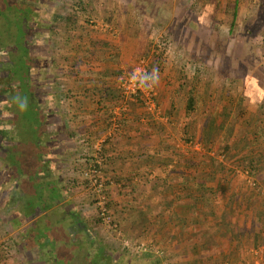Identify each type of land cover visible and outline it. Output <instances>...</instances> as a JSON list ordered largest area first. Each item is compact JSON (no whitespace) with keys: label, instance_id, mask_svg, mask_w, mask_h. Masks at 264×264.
<instances>
[{"label":"rangeland","instance_id":"rangeland-1","mask_svg":"<svg viewBox=\"0 0 264 264\" xmlns=\"http://www.w3.org/2000/svg\"><path fill=\"white\" fill-rule=\"evenodd\" d=\"M263 1L241 0L240 24L231 26L234 0H33L34 13L33 17L25 23L29 30L26 31L23 40L27 41V49L33 53L40 51L41 48L46 50L52 60L54 74L58 73L62 76L67 71V74L73 77V73H76L80 67H91L95 71L93 73L100 76V83L105 77L104 84L108 85L111 82V86L117 87H119L120 79L131 76L134 72L140 71L139 84L142 86L147 85V81H144L145 73L155 74L151 85L152 95L146 91L142 92L144 95L140 96L138 103L135 93L127 97L121 94L118 95L119 97L114 95L112 98L115 99L114 103L104 113L109 119L108 132L112 133L119 130L118 128L116 131L113 130V126L120 127V118L127 116L131 111L139 117L150 114L154 118V131L163 136V143H160L162 149L160 148L158 155L153 156L156 159L151 162L154 165L153 168L156 167L155 175L152 174L151 183L143 185L142 189L139 187H131L127 190L111 189L107 186L109 196L111 192L117 197L128 195L126 198H130L132 211L135 212L137 208L142 207L154 215H159L160 212L166 213L167 209L171 210L172 204L169 201L173 198L176 206L190 202L184 194L179 193L178 185L183 182L202 184L208 176L212 161L213 171L217 173L224 171L225 174L227 170L230 171L232 163L234 160L236 163L238 156L231 149L233 142L245 127V119L238 120V118L245 113L250 118L258 119V110L261 103L264 104V99L258 103H251L245 95L247 84L256 81L264 85V39L262 38L264 22L260 25L261 34L255 35L251 42H245L247 44H243V40L237 44L238 47H243V51L251 49L250 58H246L243 62L238 60L230 66L233 57L235 59L238 56L236 48L234 49V42L239 40L234 38L243 32L245 22L249 21L252 15L263 12L264 9L261 7ZM209 2L215 6L216 21L212 22L213 25L209 29H205L198 26L196 19L203 14L204 4ZM18 9L21 10L15 9L18 16H22L23 13L29 14L28 6L20 5ZM0 12L5 10L2 8ZM30 12L32 14L31 9ZM147 12L150 17L147 16ZM263 15L264 13L258 17L261 18ZM36 18L43 24L41 28L43 30L38 31L46 33L47 29L48 32L44 40L40 33L35 34L32 37L35 40L30 43L31 34L34 30L37 31L34 29L35 26L32 27ZM66 20L76 22L77 31L73 36L69 37L66 32L68 25ZM1 21L0 17V25L3 24ZM18 33L20 32L13 31L6 34L4 28H0V45L4 48L2 57L6 54L7 57L12 56L14 62L21 66L22 57H18L17 53L21 51L23 55L24 51L14 47V39H20ZM13 36H15L14 39ZM41 43L46 45L42 46ZM249 43L252 45L249 46ZM88 53L94 57L85 56ZM155 54L161 59L159 71L153 65ZM28 63L30 67L35 65L32 59L28 60ZM20 66L13 68L10 78L18 79V76L23 73L20 72ZM183 66L186 74L185 83L192 82L193 77L199 82L197 105L190 120L184 119L182 111L176 117L172 114L166 115L169 109L170 93L174 88H178V78L181 76ZM34 69L36 67L32 70ZM71 80L72 78L68 80L69 83L65 79L61 82L59 80L57 84L64 82V87L71 86ZM74 82L77 81L74 80ZM152 103H155L154 107ZM223 106H227L230 118L214 140V136H209L206 128L210 121L219 123L223 119L220 117ZM262 113L257 127L263 131L264 111ZM187 123H190L194 133L193 137L187 135L190 138L189 141H186L183 132L184 125ZM107 135L108 133L105 136ZM74 136L78 151L66 156L63 166L59 167L56 174L62 180L59 185L63 189V197L55 202L51 209L42 212L43 214L37 210L36 215H32L35 217V222L29 217L27 221L21 220L22 223L19 222V218L12 219L14 227L10 228V220L7 217L2 219L3 213L8 211L6 201H9L7 196L9 187L18 191L23 188L24 195H34L33 183L37 182L35 178L39 172L33 170L36 166L34 167L35 164L32 162L30 163L32 171L29 170L30 167L29 169L25 167L24 170L31 176L21 175L18 181L15 179L10 181L8 166L5 165L6 172L0 176V185L4 189V192L0 191V251H3L0 254V264H95L94 262L100 263L104 257L101 253L115 261V263L112 261V264H129L130 261L131 264H184L185 257L188 256L187 252L180 250L175 254L168 249L167 245L155 242L151 231L156 225L150 226L151 229L147 234L140 230L142 233L140 237H126L121 230L117 212L114 213L118 204L112 205L109 210L113 223L97 221L99 209L96 206L93 188L91 184L85 182L83 176L84 163L99 160L100 152L95 151L93 146L99 143L102 149L105 142L100 140L91 143L87 135ZM260 138H262V142L258 143L260 146L256 144L254 148L262 149L263 152L264 132ZM212 139L214 141H211ZM25 141L27 143V140ZM162 144H164L163 147ZM101 175L103 179L108 178L105 169L102 170ZM263 175L264 172L257 177L262 178ZM249 178L250 181L243 176V173H240L239 178L233 179L231 186L227 185V191L223 189L224 196L219 195V199L223 198L222 203L226 204L228 209L225 211L219 208L220 210L215 212L216 215H222L224 219L218 228L224 231L225 225L222 224L227 223L236 229L244 227L246 230L252 229L253 232L260 231L263 234L261 240L264 243V221H260L259 217H252L244 210L250 204L247 196L256 188L253 179L250 176ZM213 184L221 186L220 181H214ZM142 192L154 197L155 201L145 197L149 200L140 202ZM19 195L22 196L21 193ZM263 199H260L259 206L264 204ZM231 202L238 204L230 208ZM142 212L144 211L139 213ZM17 213L21 216L20 212ZM40 215L46 218L41 219ZM76 216L79 224L72 226ZM203 217L204 215L202 219ZM191 219H187L188 225H193ZM208 224L210 223L207 222ZM28 227L30 230L25 235L24 230ZM199 229H201L199 225L191 228L193 233H200ZM38 230L44 233L39 235ZM181 230L182 234L190 231V229L187 231L185 226ZM219 230L216 229V231ZM205 236L210 238V242L213 240L211 242L213 244L218 243L219 246L222 244L221 246L225 249L229 246L230 240L224 244L223 239L217 238L219 235L212 230L210 233H201L200 238H197V241L201 240L199 245L197 244L200 251L206 250V246H201ZM247 243L245 241L241 244L237 243L238 258L244 260L246 256L253 255L252 264H264V245L260 246L259 250L249 249L250 254H248L249 251L245 250L248 247ZM207 259H210L209 256L204 261L206 264H217L219 260L221 261L219 259L217 262L215 260L209 263Z\"/></svg>","mask_w":264,"mask_h":264},{"label":"trees","instance_id":"trees-1","mask_svg":"<svg viewBox=\"0 0 264 264\" xmlns=\"http://www.w3.org/2000/svg\"><path fill=\"white\" fill-rule=\"evenodd\" d=\"M32 2L33 0H0V9L3 8L5 10V12H0V17L2 18L1 22L3 23L0 25V28L1 29L4 28V31L6 34L8 32L10 33V31L20 32L18 33L20 36V39L18 38V40L16 41L17 42L16 46L18 50L23 49V51L25 52H27L26 50H28L27 49L28 43L27 41L23 40L26 35L25 34V27H26L25 23L27 22V20L31 19L32 14L30 12V9L32 11ZM240 2L241 0H234V8H233L232 17H231V26H234L235 24L236 25L240 24L239 23V16L241 13L240 7H239ZM20 5L28 6L29 8L28 15L24 13L22 14V16L19 15L20 17L17 15V12H15V9L17 8V11H21L20 9H18ZM261 7L264 9V1ZM203 8H204L203 14L199 18L196 19V22L199 27L209 29L213 25L212 22L216 21L214 19L216 9H215L214 4L211 2L205 3ZM151 12L152 11H150V13ZM263 13H264V10L261 14L252 15L251 19L245 22L243 32L242 33L240 32L236 36V38H234L236 40H239L237 42H234V49L236 48L237 52L236 51L235 52L238 54V56L235 57V59L232 56L233 60H231V63L229 64L230 66H232L231 64L237 63L238 60L240 62H243V60H246V58H250L249 56H251V53H252L251 49L243 51V47H238L237 44L240 43V40L244 41L243 44H247L245 42H251L255 35L261 34L260 25L264 22L263 21L264 15L261 18L259 17ZM147 16L150 17L149 12H147ZM153 19L154 18L152 17V20ZM260 20H262V22H260ZM66 22L68 23L66 32L68 33L69 37L73 36L74 32L77 31L75 27L76 22L71 21V20H66ZM262 38L264 39V36ZM250 45H252V43H249V46ZM153 63H154L153 65L155 69L159 71V66L161 65V59L159 58L157 54H155V57L153 58ZM148 75L150 74L148 73L144 74V81H146L145 79H147ZM152 76H155V74H152ZM185 78H186V74H185V69L183 66L181 76H179L178 78L179 80L178 88L177 87L174 88L173 92L170 93L171 97H169V109L167 110L168 113L167 114L165 113V114L167 116L172 114V116L174 115L176 117L178 113L182 111L184 114V119L190 120V116L193 113L197 105V100H198L197 92H198L199 82H198V79L193 77L192 82L190 81V82L185 83L184 81ZM119 94L121 93L119 92ZM245 95L250 99L251 103H258L262 101L264 99V85H262L261 83L259 84L256 81H254L253 83L247 84L245 86ZM140 96H142L141 92L137 91V94L135 93L137 103L140 102ZM131 104H134V103H131ZM227 106H223L221 108L220 117H222L223 119L219 123H217L216 121H210L208 128H206L209 136L211 137L214 136L213 138L214 140H215V136L217 135L218 137L219 133L223 130L227 121L230 118V113L227 110ZM263 111H264V104L261 103V106L258 110L259 112L258 119L250 118L245 113H244L245 115L244 114L240 115V117L238 118V120L243 119V118L245 119L244 120L245 127L243 129V132L240 133L237 139L233 142L234 144L231 149L234 150V152L238 154V156L236 159V163H235V160H234V163H232L230 171L227 170L226 174L224 173V171L222 172L223 174L213 171L212 170V164H213L212 160L213 159H211L212 162L209 166L210 170L207 173L208 176L206 177V180L204 179V182L202 184L196 185L195 183L183 182L178 185L177 188L179 189V193L184 194L188 199H190L189 203H181L179 206H176L174 202L175 199L173 198L171 201H169L172 204L171 210L168 211L167 209L166 213L163 212L164 214L160 212L158 213L159 215H157L155 218L151 220L149 219V221L143 219L144 224L146 223L145 225H147L148 227L150 226L153 227L156 225L155 228L156 227L159 228V232L168 227L169 229L168 234L170 236L165 237L164 235H162L166 238V242H168V244H171V245L173 244L175 245V247L177 246V248H183V249H186L187 246L191 245L190 248L194 252L188 253V256L185 257L186 261L184 262V264H195V263L206 264L204 261L206 260L207 256H209L210 258V259H207L209 263H213L215 260H216L215 262H217V260L221 259V261L219 260L217 264H222L223 262H226L225 264H231V263H235V264H238V263L250 264L251 263L252 264L253 255L246 256L244 260H240L238 258L239 249H237V243L241 244L243 241L248 242L247 243L248 247H246V249L242 247L243 249L249 251L248 254H250V250L251 251L257 250V249L259 250L260 246L264 245V243H262V240H261V235L263 234L260 231L253 232L252 229L246 230L244 227H242V229H236L234 227L232 228L231 225L227 223L222 224L223 226L225 225L224 226L225 229L224 231H220L218 226L221 223H223L224 219L222 215L219 216L215 214V212L219 211L221 208H223L225 211L228 209L226 204L222 203L223 198L219 199V195L224 196L223 189L227 191L228 189L227 185L231 186L233 179L239 178L240 173L247 172L248 177L250 176L253 179L256 185V188L255 190H253V192H250L249 196H247V199L250 204L246 206L244 210H246V212H249L252 217L254 218L259 217L258 219L260 221H264V204L262 205L260 204L261 207L258 205L260 203V199H263V196H264V177L262 178L257 177L262 172H264V153H263L264 151L262 152L261 151L262 149L254 148L256 144L260 146L259 144L260 142H262V138L260 137H261V134L264 132V130L263 131L260 130L257 127V125L259 122V117L263 114L262 113ZM125 118L126 116L120 118L119 123L121 125L124 124V121L126 120ZM183 132H184V136H186L184 137L186 138V141H189L190 139L188 137L189 135H192V137L194 135L193 131L190 128V123H187L184 125ZM213 139L211 141H214ZM155 154H157L156 151H155ZM100 155L104 158V162L102 163V165L104 167L103 169H105V167L108 165L107 157L105 156V153L103 151L100 152ZM144 157L149 158L150 156L145 155ZM201 158H203V156ZM88 163L89 161L84 163L85 164L84 171L86 170ZM24 170L25 169L21 168V166L18 167V170H16L18 171L16 175L17 176L16 181H18L21 175L23 176L28 175V174L30 175V173H27V172L25 173ZM36 171H39L38 177H37V179L39 180V185L36 186L35 185L36 183L35 184L33 183L34 190L32 192L33 193L35 192V194L34 195L25 194L24 195V193H22L23 192L22 190H19V191L17 190L16 191L17 193L12 194L14 198L13 201L10 200L11 202H8V201L6 202L8 206L7 212L17 211V212L24 214V217H25V216H29L33 214L35 209H38L40 212H46L48 209H51L54 206L55 202H57L58 190L56 189V185L53 183V181H50L49 179V177L51 178L53 175L51 176L50 173L48 174L47 173L48 171L45 169L40 170V168H37ZM41 172H44V175H46L45 177L48 180L46 179L45 181H42V178L39 179V176H41L40 174ZM122 181L123 180H121L120 177H117V178L114 177L112 179L106 178V185L108 187L112 184L120 185ZM214 181H217V182L220 181L221 186L219 185L214 186L213 184ZM85 182L88 184L87 181ZM1 187L3 186L0 185V191L4 192V189ZM119 187L122 188L123 185L121 184ZM13 190L14 189H12L11 192H13ZM255 191H258V192L256 193ZM19 193H21L22 196L19 195ZM216 193L218 194L216 195ZM251 193L253 195H251ZM107 199L108 200L106 202V208L107 210H110L111 206L116 205V203L111 198V195L110 196L107 195ZM235 204H238V203L231 202L229 205L230 208H233ZM142 210L143 208L139 209L138 211L140 212ZM115 212L117 211L114 210V213ZM203 215L204 217L202 219ZM44 218H46V216L45 217L43 216L41 219H44ZM188 218H192L191 223L193 225H188L186 223ZM77 220L78 218L76 216L75 222H72L71 225L72 226L78 225L79 222ZM97 221L102 222V219L100 218V216L97 217ZM113 222L114 220H112V223ZM207 222L210 224L207 225ZM196 225L197 226L199 225L201 227V229L198 230L200 231V233H193V230H191V228ZM183 226H185V229H187V231L188 229H190V231L184 232V234H182L180 231H182L181 228ZM202 226H206V228H202ZM215 228L219 230L220 232L216 231ZM212 230L215 231V233L219 235V237L217 236V238H220L221 240L223 239L222 242L224 244H226L227 240H230V243L227 249L223 248L221 246L222 244L219 246L218 243H214V244L211 243L213 240L210 242L209 240L210 238L208 236H205L201 243V246L202 245L206 246L205 248L206 250L200 251L198 249L197 244L199 245L201 240L197 241V238L198 239L200 238L201 233H207V232L210 233ZM38 232H39V235L44 233V232H41V230L40 231L38 230ZM201 236L203 237V235ZM2 252L3 251H0V254ZM199 252H201V254ZM99 253H101V251ZM101 254L104 257L100 260V263L94 262L95 264L96 263L97 264H112L113 260H111L109 256L105 255L104 253H101ZM190 256H193V259L195 258L197 259V261L191 259ZM113 263H115V261H113ZM129 264H131V261Z\"/></svg>","mask_w":264,"mask_h":264},{"label":"flooded vegetation","instance_id":"flooded-vegetation-1","mask_svg":"<svg viewBox=\"0 0 264 264\" xmlns=\"http://www.w3.org/2000/svg\"><path fill=\"white\" fill-rule=\"evenodd\" d=\"M34 11L32 10L33 17ZM32 27L37 31H33L31 34L30 43L35 40L34 35L40 33V36L45 39L46 33H41L38 30L41 29L43 24L37 21V18ZM39 27V28H38ZM12 30V29H11ZM29 28L25 27V34ZM33 30V29H31ZM27 31V32H26ZM11 32V31H10ZM11 37V36H10ZM15 36H13V39ZM39 39V38H38ZM37 39V40H38ZM15 45H17V40ZM13 45V44H12ZM17 48V46H15ZM42 46L46 45L41 43ZM41 46V47H42ZM0 47V176L6 172V164L8 166L10 181L12 179L17 180L18 167H27L30 171V163L34 162V169H45L51 174L50 181L56 185L58 190L57 201H60L63 197V189L61 188V177L56 176L59 167L63 166L65 157L70 153L75 154L78 148L74 139V131L71 126L66 122L64 116L63 104L64 100L68 98L67 90L63 84H57L64 79V75L54 74V67H52V60L47 54L46 50L41 48L40 51L31 52L29 50L24 51L21 55V51L18 57H22L21 66L14 62L12 56L7 57ZM44 53V54H43ZM10 55V54H9ZM34 60L35 65L30 67L28 60ZM20 66L23 72L15 79L10 78L13 68ZM34 67L36 69L32 70ZM33 72V74H32ZM16 76V74H14ZM62 78V79H59ZM67 100V99H66ZM25 101V103H24ZM73 131V132H72ZM27 140V143L26 141ZM67 150V151H66ZM74 162V161H73ZM4 172V173H3ZM39 179L45 181L47 178L44 172L40 173ZM36 176V186L39 185V180ZM33 179V178H32ZM48 180V179H47ZM13 186V185H12ZM21 187V186H20ZM13 187H9L7 196L9 201L13 198V193H17V190H13ZM23 190V188H22ZM10 192V193H9ZM7 202V201H6ZM34 213L25 216L21 213V216L16 211L4 212L3 217L10 220V228H13V220L18 219L19 222L27 221V218L35 219L36 211ZM39 211V210H38ZM42 213V212H40ZM43 214V213H42ZM39 217H43L40 215ZM21 222V223H22ZM35 222V220H34ZM34 222L32 224H34ZM16 223V222H15ZM18 226L20 224H17ZM15 226V228L17 227ZM32 226V225H31ZM14 228V229H15ZM30 230V227L24 230L26 234Z\"/></svg>","mask_w":264,"mask_h":264},{"label":"crops","instance_id":"crops-1","mask_svg":"<svg viewBox=\"0 0 264 264\" xmlns=\"http://www.w3.org/2000/svg\"><path fill=\"white\" fill-rule=\"evenodd\" d=\"M90 55L91 53H88L85 56L89 58L94 57V55ZM93 72L95 71L91 67H80L76 70V73H73V77H70L67 71L66 73L64 72V79L67 83H69L70 81L68 82V80L72 78V85L65 86L68 95V98H66L67 100L65 99L63 104L66 122L71 126V129L74 130V135H76V137L87 135L91 143L100 140V142H105L101 151L105 153L108 160V165L105 167L108 179L120 177L121 180H123L121 182L123 185L122 188L126 190L131 187H139L142 189L143 185L151 183L153 178L152 174L153 176L155 175L154 170L156 167L153 168L154 165L151 162L156 159L153 156L158 155L159 151L162 149L160 143H163V136L154 131L153 122H155V120L150 114L139 117L138 114H132V111L126 116L124 124H120V127H118L119 130H115L116 133L108 132L110 130L109 119L104 113L107 111V108L114 103L113 101L115 99H112L114 95L119 97L120 91L116 85L111 86V82L108 85L104 84L106 80L105 77L102 80L103 82L100 83V76ZM74 80L77 82H74ZM149 125L151 127H149ZM107 133L108 135L106 137L105 135ZM100 137L101 139H99ZM163 146L164 144H162V147ZM155 151L157 154H155ZM145 155H149L150 157H144ZM120 185L112 184L109 188L117 189L120 188ZM157 186L159 187L160 185ZM126 196L117 197L116 194H112L111 192V198L118 202H115L116 205L118 204L115 210L118 214L117 218L120 220L121 230L126 237H140L142 234L140 230L145 234L149 233L151 227L145 225L146 223L144 224L143 219L149 221V219L155 218L157 214L154 215L151 211H146L144 209V212L139 213L138 210L142 209V207L137 208L138 210L135 212L132 211L130 198L127 199ZM145 197L155 201L154 197L149 196L146 192H142L139 198L140 202L149 200ZM124 204L125 206H123ZM168 230V228H165L159 232V228H154L151 232L155 242L161 245H167L168 249L174 251L175 254L176 251L180 250L182 252L188 251L187 254L194 252L190 248L191 245L183 249L168 244L165 238L170 236ZM190 257L193 259V256ZM193 260H195V258Z\"/></svg>","mask_w":264,"mask_h":264},{"label":"built area","instance_id":"built-area-1","mask_svg":"<svg viewBox=\"0 0 264 264\" xmlns=\"http://www.w3.org/2000/svg\"><path fill=\"white\" fill-rule=\"evenodd\" d=\"M140 71L134 72L131 76L124 77L120 79L119 83V91L122 96L127 97L129 95H132L136 93L137 91L141 92V94L146 91V93L152 95L153 87L152 81H154L155 76H152V74L148 75L146 81L147 85L142 86V84H139L140 78ZM143 92V93H142ZM144 95V94H143ZM147 103V102H146ZM150 104V103H149ZM154 107L155 103H152ZM118 128V125L113 126V130H116ZM93 149L97 152H101V144L97 143L93 146ZM99 160L91 161L89 162V165L87 166L83 176L85 180L91 184L90 186L93 188L94 191V199L96 202V206L99 209V216L102 219L103 222L110 224L112 223V218L110 215V211L106 208V202H107V185H106V179H103L101 172L103 170L102 163L104 162V158L101 156L98 158ZM243 176L246 177L247 180L250 178L248 177L247 172L243 173ZM250 181V180H249ZM254 183V182H253Z\"/></svg>","mask_w":264,"mask_h":264}]
</instances>
